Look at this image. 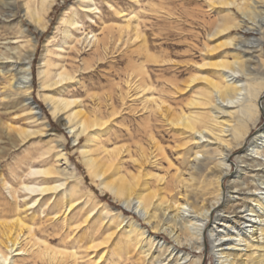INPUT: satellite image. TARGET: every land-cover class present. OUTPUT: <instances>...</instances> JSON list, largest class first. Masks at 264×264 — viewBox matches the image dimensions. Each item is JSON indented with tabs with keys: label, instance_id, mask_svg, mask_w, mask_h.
Instances as JSON below:
<instances>
[{
	"label": "rangeland",
	"instance_id": "1",
	"mask_svg": "<svg viewBox=\"0 0 264 264\" xmlns=\"http://www.w3.org/2000/svg\"><path fill=\"white\" fill-rule=\"evenodd\" d=\"M250 1L0 0V67L15 64L32 87L26 102L10 90L11 76L0 77V264H149L119 216L134 215L105 183L123 178L168 199L178 193L175 176L195 151L185 122L220 132L210 119L212 83H225L219 64L233 61V42L242 38L255 35L264 48V29L242 21L239 8ZM62 72L69 78L50 85ZM52 100L71 105L54 113ZM74 112L70 125L79 132L87 117L102 125L75 141L63 123ZM263 124L264 115L250 138ZM248 146L234 145L230 160L241 162L224 178L226 191L246 193L264 181L250 173ZM60 148L68 162L62 173ZM258 160L255 169L264 166ZM208 163L194 188L200 201L211 192L202 183L212 177ZM42 186L58 188L40 193ZM207 244L194 253L215 264Z\"/></svg>",
	"mask_w": 264,
	"mask_h": 264
},
{
	"label": "bare ground",
	"instance_id": "2",
	"mask_svg": "<svg viewBox=\"0 0 264 264\" xmlns=\"http://www.w3.org/2000/svg\"><path fill=\"white\" fill-rule=\"evenodd\" d=\"M231 2L234 1H228L227 4ZM7 4L11 6L10 2ZM239 9L243 16V23H247V29L262 33L264 0H251ZM32 19L39 23V17L33 16ZM233 44V61L219 64L222 67L224 86L212 83L214 89L212 90L210 119L214 126L220 128V132L217 134L209 127H199L193 121L185 122V125L194 131L195 151L190 160H187V169L175 176L174 182L178 193L176 192L177 194L175 193L171 199H168L165 195L160 196L156 191L142 188L138 181L131 182L123 178L116 186L111 187L109 183H105V186L110 188L115 195L122 197V210L134 215L126 216L121 212L119 216L122 222H125L128 236L135 239V247L140 249L149 264H201L202 257L194 252L201 253L202 249L208 246L207 242L211 245V255L215 258V264H264V181L261 179L258 188L254 190L251 188L249 189L251 191L246 193L236 189L226 191L225 184H223L224 178L230 174L232 165L239 167L237 163L241 162V158H236L235 161L230 160L234 145L247 142H249V148L245 150L246 156H250L254 162L250 167V173L264 179V166L255 169L256 166L261 165L258 159H264V124L250 138L253 127L264 115V72L262 69L264 59L258 58L257 66L253 64L254 68L250 64L253 59L257 58L253 54L263 51L264 48L262 39L255 35L242 38ZM241 55L247 56V59H243ZM249 60H251L250 64ZM13 65L7 64L0 67V77L11 76L8 77L10 90H13L15 94H24L26 102H29L28 97L31 96L32 87L27 73L21 74L18 66ZM59 77V80L50 85L54 86L67 80L69 75L62 72ZM16 84H23V86L16 87ZM30 102H32L31 99ZM52 104L54 113H57L68 109L71 102L52 100ZM31 110L37 114L35 107ZM73 116L76 118L78 113L74 112L69 115L67 121L63 120V123L73 133L75 141L87 129L102 125V122L89 120L87 117L80 122L82 130L79 132L80 129L77 130L75 125H70ZM212 146L215 148L209 149ZM212 151L220 155L215 162L214 156L210 154ZM66 155L63 148H60L56 154L57 159L65 166L59 169L60 173L66 171L68 167ZM208 160H211L213 164L209 168L212 177L209 180L201 179H203L202 183L207 185L206 190L210 189L211 192L210 196L204 195L206 198L203 197L200 201L199 197L193 196L198 193V190L194 191V188L203 166L209 164ZM95 163L94 159L87 161L89 166L97 168ZM103 163L106 164L105 168L113 164L107 161ZM248 168L245 165L244 170L238 169L237 174L233 175L234 179ZM95 171L98 172V177L102 176L99 168ZM58 186H42L38 190L40 193H45ZM36 191L33 190V194ZM236 206L242 209L237 211L233 208ZM14 244H16L15 240ZM3 256L6 259V254Z\"/></svg>",
	"mask_w": 264,
	"mask_h": 264
}]
</instances>
